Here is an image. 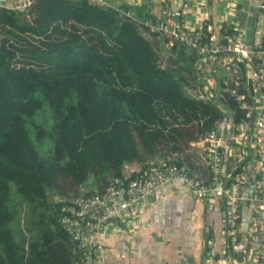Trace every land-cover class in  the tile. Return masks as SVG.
Wrapping results in <instances>:
<instances>
[{"label": "trees", "instance_id": "16d2710c", "mask_svg": "<svg viewBox=\"0 0 264 264\" xmlns=\"http://www.w3.org/2000/svg\"><path fill=\"white\" fill-rule=\"evenodd\" d=\"M30 1L0 8V264H79L61 221L77 200L102 193L134 163L142 168L131 178L159 160L184 165L191 144L219 123L236 132L246 111L233 93L247 87L252 102L253 87L246 62L233 61L218 94L189 96L205 87L195 71L201 56L172 42L164 64L138 23L151 15L132 6ZM66 179L75 202L54 197ZM12 185L32 205L21 240L11 227Z\"/></svg>", "mask_w": 264, "mask_h": 264}, {"label": "built area", "instance_id": "2783aa9c", "mask_svg": "<svg viewBox=\"0 0 264 264\" xmlns=\"http://www.w3.org/2000/svg\"><path fill=\"white\" fill-rule=\"evenodd\" d=\"M30 0H23L17 8H27ZM259 8L264 11V0H259ZM188 4L181 9L166 7L160 18L138 21L148 35L159 34L171 42H177L207 57L214 62H222L226 72L233 61L246 62V74L253 88L260 92L252 102L247 96L233 93L240 107L246 111V119L231 133L228 144L223 136L224 124L219 123L205 139L204 153L210 166V177L201 179L192 175L186 166L176 163L152 165L136 178L124 176L110 182L109 186L98 194L77 200L76 207L69 216L62 218L66 232L75 240L80 253L79 264H107L103 252L101 234L110 224L127 212L136 210L147 199L157 195L164 186L173 183L182 184L195 199L204 200L213 196L222 202L224 238L226 242H236L242 232V210L248 204L253 209L249 226L244 233L241 247L233 246L234 254H240V260L232 264H264V42L257 40L255 45L247 42L245 33L235 23L233 35L225 41L217 39L203 29H190L186 26ZM130 17L129 12H125ZM232 76V74H231ZM187 94L196 99H208L213 96L206 87L188 88ZM231 147H233L231 149ZM233 159L231 175L224 174L226 158ZM241 163L245 165L241 166ZM241 166V167H240ZM238 167L240 172L234 173ZM252 169V185L245 192L249 180L248 169ZM228 246L223 251L214 252L213 242L207 244V256L212 264H221L223 257L230 254Z\"/></svg>", "mask_w": 264, "mask_h": 264}, {"label": "crops", "instance_id": "0c3cea01", "mask_svg": "<svg viewBox=\"0 0 264 264\" xmlns=\"http://www.w3.org/2000/svg\"><path fill=\"white\" fill-rule=\"evenodd\" d=\"M23 0H0V8L18 7ZM93 3L107 5L121 10L124 6H132L137 12H146L151 19L160 18L162 9L169 7L181 9L188 4L186 26L190 29H203L222 40L235 23L239 30L245 33L248 43L255 45L260 39L264 42V11L258 6L259 0H91ZM144 16V15H143ZM147 16L143 20L148 19ZM143 35L150 41L158 53L165 52L168 64L172 63L170 47L163 38ZM233 30V29H232ZM195 71L202 79L206 89L213 95L218 94L221 77L224 76L222 62H214L210 58L201 57L195 66ZM226 75V74H225ZM242 95L251 94V89L241 87ZM252 97H259L256 88ZM225 126V125H224ZM224 128L226 150L231 144V126ZM225 130L227 132L225 133ZM191 149L182 155L190 173L201 179L210 177L209 162L204 153L205 140L191 144ZM233 147H231L232 149ZM230 152V150H229ZM231 152H233L231 150ZM230 152V155H231ZM229 155V156H230ZM233 159L226 158L223 170L225 175H231ZM160 165L166 162H161ZM170 162V161H169ZM167 162V163H169ZM174 163V162H172ZM141 164L134 163L126 167L124 176H129L141 170ZM248 182L253 179L252 169L247 170ZM252 185V183H251ZM249 190V189H248ZM247 190V192H248ZM246 191V188H245ZM246 192V193H247ZM253 208L246 204L242 210V234L237 241L226 242L223 205L212 195L204 200L195 199L180 183L164 186L159 193L141 204L136 210L119 216L101 234L103 252L107 264H212L207 256V244L213 242L214 252L220 254L225 245L230 254L224 256L221 264H232V260H240V254H234L233 246H242L244 233L250 224Z\"/></svg>", "mask_w": 264, "mask_h": 264}, {"label": "rangeland", "instance_id": "374dc122", "mask_svg": "<svg viewBox=\"0 0 264 264\" xmlns=\"http://www.w3.org/2000/svg\"><path fill=\"white\" fill-rule=\"evenodd\" d=\"M160 57L163 59L162 61L164 62V64L165 62L168 63L167 55H165V52H161ZM63 185V189L59 192H55L54 194L56 200H61V192L66 193V196L63 198L64 200L68 198L69 200L75 202L78 198H80V196H77V190L69 179L64 180ZM89 189L90 188L86 187V189L81 191L88 192ZM9 207L15 214V219L12 222L11 227L15 232L16 239L21 240L24 237H28L29 235H27V231L25 230V221L29 217V211L32 205L30 204L29 200L21 195L13 185L11 186Z\"/></svg>", "mask_w": 264, "mask_h": 264}, {"label": "water", "instance_id": "95a60500", "mask_svg": "<svg viewBox=\"0 0 264 264\" xmlns=\"http://www.w3.org/2000/svg\"><path fill=\"white\" fill-rule=\"evenodd\" d=\"M250 187H251V183H250V182H247V184H246V191H245V192H247V190H248Z\"/></svg>", "mask_w": 264, "mask_h": 264}]
</instances>
